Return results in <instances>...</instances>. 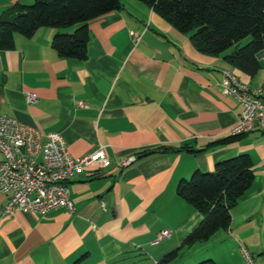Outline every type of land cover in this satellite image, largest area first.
I'll list each match as a JSON object with an SVG mask.
<instances>
[{
  "label": "crops",
  "instance_id": "0c3cea01",
  "mask_svg": "<svg viewBox=\"0 0 264 264\" xmlns=\"http://www.w3.org/2000/svg\"><path fill=\"white\" fill-rule=\"evenodd\" d=\"M15 3L0 0V16ZM121 3L89 22L84 60L61 57L52 47L55 34L77 26L41 27L32 37L16 34L15 47L0 50V115L36 125L44 134L60 133L73 157L104 145L114 162L108 168L92 166L69 181L74 211L61 207L44 215L18 210L2 215L8 197L0 192V264H74L85 255L86 264H159L178 249L169 264L217 259L212 244L229 238L221 230L207 241L183 246L203 216L177 193L180 182L248 154L255 178L236 206L253 213L254 201L264 197V131L208 147L232 135L243 109L225 93L223 71L230 69L257 87L264 83V53L258 55L263 69L251 77L230 67L223 55L197 50L190 33L180 32L144 2ZM27 93L37 100L29 103ZM165 146L199 151L155 153L127 167L116 164L124 156ZM164 229L171 235L154 244ZM239 246L243 253L246 248Z\"/></svg>",
  "mask_w": 264,
  "mask_h": 264
},
{
  "label": "trees",
  "instance_id": "16d2710c",
  "mask_svg": "<svg viewBox=\"0 0 264 264\" xmlns=\"http://www.w3.org/2000/svg\"><path fill=\"white\" fill-rule=\"evenodd\" d=\"M182 33H190L200 52L224 56L225 62L251 77L263 69L258 55L264 52V0H140ZM121 0H17L0 16V50L15 47L16 34L32 37L41 27L74 30L55 34L52 47L65 58L84 60L88 54L89 22L120 9ZM250 40L243 43V40ZM230 49H233L229 52ZM232 134L208 147L240 140ZM207 147V148H208ZM197 152L193 147L165 146L143 151L138 158L155 153ZM255 174L248 154H240L217 164L213 171H196L183 180L177 193L203 216L185 237L183 246L209 240L219 230H228L232 209L251 189ZM179 250V249H178ZM178 250L167 253L159 264H169ZM86 255L74 264H86ZM197 264H218L213 259Z\"/></svg>",
  "mask_w": 264,
  "mask_h": 264
},
{
  "label": "built area",
  "instance_id": "2783aa9c",
  "mask_svg": "<svg viewBox=\"0 0 264 264\" xmlns=\"http://www.w3.org/2000/svg\"><path fill=\"white\" fill-rule=\"evenodd\" d=\"M135 40L139 35L132 33ZM223 88L241 103L243 109L232 134L264 131V83L251 87L238 79L230 69L223 71ZM27 101L34 103L36 95L27 93ZM81 105L84 103L81 101ZM0 192L8 200L2 215L14 211L47 214L57 208L74 211L69 181L92 166L108 168L114 162L106 154L104 145L80 157H73L60 133L44 134L36 125L20 122L13 116L0 115ZM138 159L133 153L119 159L116 164L127 167ZM171 235V230H161L154 244ZM249 264L254 263L249 252L243 249Z\"/></svg>",
  "mask_w": 264,
  "mask_h": 264
},
{
  "label": "rangeland",
  "instance_id": "374dc122",
  "mask_svg": "<svg viewBox=\"0 0 264 264\" xmlns=\"http://www.w3.org/2000/svg\"><path fill=\"white\" fill-rule=\"evenodd\" d=\"M247 37L243 40L246 43ZM254 205V206H253ZM253 213L244 211L246 206L238 205L232 210V224L228 231L221 230L220 233L229 234L227 241L218 242L212 247L217 252L218 264H249L240 250L242 244L249 252L256 264H264V197L260 195L254 201ZM216 236L214 241H219ZM233 240L235 242H233Z\"/></svg>",
  "mask_w": 264,
  "mask_h": 264
},
{
  "label": "water",
  "instance_id": "95a60500",
  "mask_svg": "<svg viewBox=\"0 0 264 264\" xmlns=\"http://www.w3.org/2000/svg\"><path fill=\"white\" fill-rule=\"evenodd\" d=\"M264 52H261L260 54H259V56H261V54H263Z\"/></svg>",
  "mask_w": 264,
  "mask_h": 264
}]
</instances>
